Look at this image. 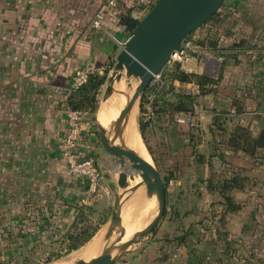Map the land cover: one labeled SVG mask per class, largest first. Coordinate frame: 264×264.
Listing matches in <instances>:
<instances>
[{
    "label": "crops",
    "instance_id": "obj_1",
    "mask_svg": "<svg viewBox=\"0 0 264 264\" xmlns=\"http://www.w3.org/2000/svg\"><path fill=\"white\" fill-rule=\"evenodd\" d=\"M107 1L0 0V254L21 253L23 241L45 251L62 250L79 213L92 210L98 196L111 199L118 188V161L101 145L98 119L91 121L89 110L84 109L77 151L94 157L103 171L99 194L92 200L83 201L86 180L69 175L60 154L76 71L91 65L100 74L110 72L123 48L94 27L95 14L104 12L108 28L126 43L136 21L157 0H116L114 6ZM192 35L196 46L179 70L209 80L192 97V121H178L185 111L167 105L154 111L148 103L152 148L147 152L151 161L169 157L171 170L187 163L222 167V182L210 181L207 192H218L226 211L235 214L243 205L238 197L253 205L264 203V0H226L217 18ZM231 53L238 54L236 61ZM190 82L174 79L171 102ZM249 136L254 148L247 144ZM229 249L223 253L234 255V261L223 264H242L241 250ZM174 251L172 264H188L179 261V248Z\"/></svg>",
    "mask_w": 264,
    "mask_h": 264
},
{
    "label": "rangeland",
    "instance_id": "obj_2",
    "mask_svg": "<svg viewBox=\"0 0 264 264\" xmlns=\"http://www.w3.org/2000/svg\"><path fill=\"white\" fill-rule=\"evenodd\" d=\"M224 7L225 3L220 7L219 11L223 10ZM215 18H217V15ZM211 22L213 21L206 23ZM189 37L191 38L193 35H189ZM169 67L170 65H167V68ZM111 72L112 71L109 72V75ZM130 81L136 82L137 79L130 78ZM167 81L168 84L167 87L165 86V89H168V85L172 82V80L169 79ZM155 84H161L159 78L154 79L151 83V85ZM106 85L107 80L98 95L95 105V114L90 111L89 117L91 118V121L98 119L99 106L101 103H104L103 96ZM184 90L179 89V93H184ZM144 96L145 94L141 101L135 105L137 106L136 125L142 145L147 152V150L149 151L152 147L147 139L148 130L146 127L144 129L145 132L143 131L144 133L141 131V120L144 123L145 120L143 119L147 117V114L150 113L151 110L146 105L143 112L141 111ZM154 97H152L151 100H153ZM96 126L98 132L97 123ZM147 154L149 153L147 152ZM112 159L117 161V158L114 156ZM149 159H151V157H149ZM157 160V158H152V162L160 171L164 183L165 180H167V183H165L166 211L164 217L143 242L134 244L128 253L120 257L116 264H139L145 262L172 264L175 258L174 248H179V261L184 263H230L234 261V255L229 257L223 253L226 247L224 239L232 244V249L237 246L238 249L241 250V255L238 254V257H241L242 264H264V221L261 224L256 220V218L264 220L262 215L264 211V203L259 202V204L255 203L253 205L243 196L238 197V202H240L241 205L243 203L241 209L235 214L229 213L226 211L227 205L225 204L224 198L218 194V192L213 195H210L207 192V185L210 181H213L216 185H219V183L222 182L225 174L222 167L215 166L214 168L212 166L203 167L199 165L195 167L192 163H187L186 166L189 164V167H181L180 170L177 171L176 169L171 170V165L174 161H171L169 157L159 159L158 162ZM199 160L201 159L198 157L197 161L199 162ZM117 166L120 167V164ZM119 167L118 169H120ZM127 169L131 171L132 166H128ZM179 181L182 182V184H180ZM179 185L181 186L179 187ZM123 191L122 188L114 189L112 192L113 197H111V199L102 196H98V198L96 197L97 200L95 201L98 202H95L94 204L95 206L92 209L93 213L91 209H85V219L87 221H92V224L91 221H88L89 224H86L91 225L89 226L91 228L90 231L92 228L98 227L97 234L104 226L108 228L112 219V214L114 210L118 208V195H121ZM144 192L147 194L146 189H144ZM145 193H143V201L146 206L148 205L147 202L150 204L146 207L150 210L151 218L147 221L148 225L157 214L158 202L156 198H149L147 195L148 198H146ZM130 195L129 191L124 194L123 197V222L131 220L136 210L135 198L138 194ZM244 203H246V205ZM89 215L91 217H89ZM224 215L225 221H222L221 218ZM147 225L145 224L144 226L146 227ZM145 227L129 228L125 240L131 239L137 232ZM258 233H260L261 236L256 240L258 238ZM114 234H122V225L120 226L119 231H115ZM20 241L22 240L19 239L18 242ZM68 243H66V246L62 250L45 251L43 250L44 246L33 248V246H30L29 244L26 245V242L23 241V243L19 244L25 245L24 251L21 253H1L0 264H71L78 260V258H82L80 255L73 256L82 246L79 247L76 252L75 250L66 252L65 250L70 245H68ZM253 249H259L260 252H254L251 254L249 251H253ZM260 255L262 256V260Z\"/></svg>",
    "mask_w": 264,
    "mask_h": 264
},
{
    "label": "water",
    "instance_id": "obj_3",
    "mask_svg": "<svg viewBox=\"0 0 264 264\" xmlns=\"http://www.w3.org/2000/svg\"><path fill=\"white\" fill-rule=\"evenodd\" d=\"M225 1L157 0L147 15L134 24L131 36L116 57L112 72L107 79L103 98L106 100L112 94L116 83L123 79L130 81V78H136L139 83L115 121L114 142L98 125L101 145L107 153L116 157L120 164L121 170L117 184L118 188L124 190L121 195H118V208L112 214L105 237L112 238L114 232L119 231L123 219L124 194L131 191L132 182L138 176L141 180L136 184L145 185L147 196L156 198L158 212L152 221L131 239L118 244L125 235L122 230L118 241L109 243L100 255L90 260H79L73 264H116L134 244L143 242L163 219L166 211L164 179L153 162L126 146L123 122L128 112L141 101L155 77L161 74L167 66L171 54L180 49L182 42L186 41L189 35L208 22ZM118 138L120 139L119 143H115ZM128 162L137 171L136 174L124 169ZM115 250L118 251L113 254Z\"/></svg>",
    "mask_w": 264,
    "mask_h": 264
},
{
    "label": "built area",
    "instance_id": "obj_4",
    "mask_svg": "<svg viewBox=\"0 0 264 264\" xmlns=\"http://www.w3.org/2000/svg\"><path fill=\"white\" fill-rule=\"evenodd\" d=\"M109 6H114L116 0H108ZM106 14L102 11H98L93 19V25L96 29L100 30L104 36L115 41L122 47L126 43H122L108 28L106 24ZM194 34V33H193ZM192 35V34H191ZM195 37H187L186 41L182 42L180 49L175 50L170 57L167 65L173 66L180 64L190 57L191 51L195 48ZM223 56L219 59L223 60ZM192 71L191 69L189 70ZM95 72V68L91 65H86L82 69L76 71L75 78L72 85V92L83 86L89 79V76ZM159 78L161 82V75L155 77ZM161 86L163 83L161 82ZM201 85L197 81L188 83L185 87L184 93L187 96L195 97L200 93ZM86 111L84 109H72L67 111V123L69 129L64 135L61 145L60 154L67 165V173L75 178H83L86 180L87 189L85 192L84 202L92 200L98 193L101 187V181L103 180V171L101 170L98 161L94 157H82L77 148L81 142L82 133L84 131V123L86 118ZM178 121H192L194 115L192 112L181 113Z\"/></svg>",
    "mask_w": 264,
    "mask_h": 264
},
{
    "label": "trees",
    "instance_id": "obj_5",
    "mask_svg": "<svg viewBox=\"0 0 264 264\" xmlns=\"http://www.w3.org/2000/svg\"><path fill=\"white\" fill-rule=\"evenodd\" d=\"M225 3V2H224ZM223 3V4H224ZM218 15V12L217 14ZM216 15L210 18L209 21H213L216 19ZM208 21V22H209ZM202 27V26H201ZM200 27V28H201ZM198 28V29H200ZM197 29V30H198ZM196 30V31H197ZM194 31V32H196ZM193 32V33H194ZM192 33V34H193ZM230 58L234 59L235 61L238 58V54H232L229 56ZM180 64H175L173 66H170L167 68V66L163 69L161 73V77L164 81V84L162 87L161 85H151L148 87L146 90L145 96L142 100V105H141V111L143 112L144 107L146 108V105L148 107V103L151 104L152 109L156 111V107L158 106L159 109H164L166 108V105L169 106L168 109L173 108L175 111H185V112H191L193 111L194 108V99L190 96H187L184 93H175L176 96V101L171 102L170 100V94L174 92L175 85L173 83L174 79H177L181 82H190V81H197L201 87H202V92L205 89L203 87L204 85L207 84L208 78L203 76V75H188L179 70ZM172 67V68H171ZM167 68V69H166ZM170 69H173V71H169ZM109 73V69H106L104 74H100L98 72H94L89 76L88 81L78 88L77 90L73 91L68 99L70 108L72 109H85L91 111L93 114H95V105L97 102L98 95L100 91L102 90L104 84L106 83L107 80V75ZM172 80L170 84L168 85V89H165V86L167 87L168 81L167 80ZM155 95L154 99L151 100L150 96ZM158 109V112L160 111ZM145 122L143 123L141 120V131L144 133V129L149 126L150 121H147L146 118L143 119ZM144 131V132H143ZM247 139V144L249 148H254L253 145V140L249 136L246 138ZM259 145V143H258ZM235 178L233 177L230 179V181H234ZM229 181V180H228ZM165 183H167V180H165ZM227 187V186H226ZM228 203L230 204L231 198L228 196L227 197ZM85 213L82 211L79 213L78 218L76 223L73 225L74 230L69 232L66 236V240L63 241V243L66 246V243H68V248L65 250L66 252H71L72 250H77L79 247L85 245L98 231V227L92 228L90 231L91 225H86L89 224L88 221L85 219ZM92 224V221H91ZM225 242V249L224 251H229L230 249V242L224 239ZM227 255V254H225ZM229 256V255H228Z\"/></svg>",
    "mask_w": 264,
    "mask_h": 264
},
{
    "label": "bare ground",
    "instance_id": "obj_6",
    "mask_svg": "<svg viewBox=\"0 0 264 264\" xmlns=\"http://www.w3.org/2000/svg\"><path fill=\"white\" fill-rule=\"evenodd\" d=\"M137 85H138V80L136 82H132V81H128L126 79H123L121 82H117L115 87H114L112 94L106 100H104L105 103H101L99 106L97 124L101 126L102 130H104V132L108 135V137L113 142H114L113 137H114V132H115V130H114L115 121L118 118L121 110L123 109V106L125 104H127L129 97L133 94ZM136 113H137V106L134 105V107L128 112V114L126 115V117L124 119L123 129H124L125 143H126L127 147L134 149L143 158L152 162L151 159H149V156H148L145 148L142 145L141 138H140L139 132L137 130ZM119 141H120V139L118 138L115 141V143H119ZM130 165L132 166V164L130 162H128V164L126 165V167L124 169L129 171L130 173L136 174L137 171L133 168V166H132L131 171L127 169V167ZM120 170H121V167H120ZM137 180L140 181L141 178L139 176L136 177V179L134 180L135 182H132L133 186H132L131 191H130L131 195L132 194H135V195L138 194L137 197L135 198L136 210H135L134 216L131 220H128L126 222L122 221V224H121L122 230L124 231L125 235L122 238V240L118 242V244H122L128 240V239L125 240V237L128 233L129 228H131V227L132 228H140V227L143 228V227H145L144 226L145 224L147 225V221L151 219L150 218V210H149V208H146L150 204H149V202H147L148 205L146 206L144 201H143V198H142V197H144L143 193H145L144 189H146V187L143 184H139V185L136 184L139 182ZM146 195L147 194L145 193V196ZM146 198H148V197L146 196ZM106 229H107V227L104 226L94 236V238L91 239L90 242L85 244V246H83L81 249L77 250V252L75 250L76 254L73 256H78V255H80V257L82 256V258H80V259L78 258V260H76V261L90 260V259L100 255L109 243H111V242L115 243L118 241L120 235H117V234H114L112 238L111 237H105ZM117 251L118 250H115L113 252V254L116 253ZM70 258H74V257H70ZM75 262H73V263H75ZM73 263H71V264H73Z\"/></svg>",
    "mask_w": 264,
    "mask_h": 264
}]
</instances>
